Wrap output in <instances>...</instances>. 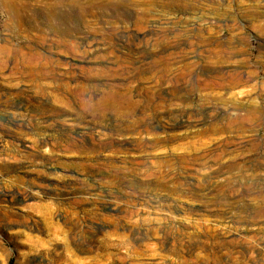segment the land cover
<instances>
[{"label":"rangeland","instance_id":"374dc122","mask_svg":"<svg viewBox=\"0 0 264 264\" xmlns=\"http://www.w3.org/2000/svg\"><path fill=\"white\" fill-rule=\"evenodd\" d=\"M65 248L264 264V0H0V264Z\"/></svg>","mask_w":264,"mask_h":264},{"label":"bare ground","instance_id":"6f19581e","mask_svg":"<svg viewBox=\"0 0 264 264\" xmlns=\"http://www.w3.org/2000/svg\"><path fill=\"white\" fill-rule=\"evenodd\" d=\"M47 21L49 22H57V28L54 27V32L57 34L58 37L64 38L68 36V31L66 29L61 30L59 26L63 25V22H61L58 18H56V15L49 13L47 15ZM59 27V28H58ZM47 31V30H46ZM122 35V34H121ZM120 35V36H121ZM50 36V34H49ZM123 36V35H122ZM126 36V35H125ZM124 36V37H125ZM126 38V37H125ZM137 39V38H136ZM48 46V45H46ZM206 73V72H205ZM212 75V74H211ZM199 76V75H198ZM203 77V76H202ZM200 78V77H199ZM203 79V78H202ZM231 80V77H230ZM114 82V81H113ZM122 84V83H121ZM236 87V86H234ZM233 88V87H232ZM170 94V93H169ZM160 117V116H159ZM152 119V118H151ZM141 126V125H140ZM145 126V125H144ZM148 126V125H147ZM149 129V128H148ZM141 133V132H140ZM66 254L64 255V258L61 262V264H91L90 260L87 258L82 259L79 258L74 252L70 251L68 248H65Z\"/></svg>","mask_w":264,"mask_h":264}]
</instances>
